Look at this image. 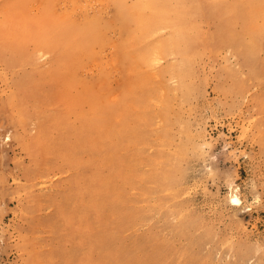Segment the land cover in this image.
Masks as SVG:
<instances>
[{
	"label": "rangeland",
	"instance_id": "obj_1",
	"mask_svg": "<svg viewBox=\"0 0 264 264\" xmlns=\"http://www.w3.org/2000/svg\"><path fill=\"white\" fill-rule=\"evenodd\" d=\"M137 1L0 0V264H264V0Z\"/></svg>",
	"mask_w": 264,
	"mask_h": 264
},
{
	"label": "bare ground",
	"instance_id": "obj_2",
	"mask_svg": "<svg viewBox=\"0 0 264 264\" xmlns=\"http://www.w3.org/2000/svg\"><path fill=\"white\" fill-rule=\"evenodd\" d=\"M118 1L120 4L122 3V0H116ZM142 2V4L145 3V1H147V3H153L154 7H159L161 8L164 5L163 1H155V0H138L137 2ZM155 1V2H154ZM170 0H166L165 2H169ZM191 2H194V0H177L176 2V15L174 18H169V17H164L162 19V22L165 23V25L171 26L173 28H175L176 30L174 31L173 35L171 37H169V43H168V47H166V49L169 51L170 49H175L176 51H180L183 50L182 53H188L191 52L192 55V49H191V43L189 38L187 37L186 33L184 32V30H182L181 28L183 27V18L186 14H189L192 12V6H191ZM237 10H240V6L237 7ZM55 13L54 10H52V14ZM154 22V21H153ZM87 30H89V32L91 33V35L93 37H96L97 35H99L101 33V29H100V22L98 18H93L92 20H90L86 26ZM189 57V55H188ZM11 134L8 133H4L1 135V141H7L11 139ZM234 194V193H233ZM233 196H236L240 199L241 203H242V199L240 198V196L238 194H234L231 196V200L233 199ZM240 203V204H241Z\"/></svg>",
	"mask_w": 264,
	"mask_h": 264
},
{
	"label": "clouds",
	"instance_id": "obj_3",
	"mask_svg": "<svg viewBox=\"0 0 264 264\" xmlns=\"http://www.w3.org/2000/svg\"><path fill=\"white\" fill-rule=\"evenodd\" d=\"M232 203L235 205H239L241 203V201L238 197L233 196Z\"/></svg>",
	"mask_w": 264,
	"mask_h": 264
}]
</instances>
